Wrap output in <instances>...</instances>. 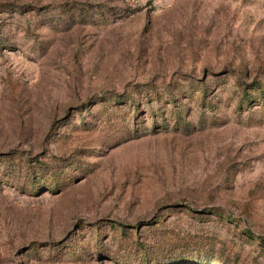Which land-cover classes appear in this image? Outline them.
Returning <instances> with one entry per match:
<instances>
[{"label":"rangeland","instance_id":"rangeland-1","mask_svg":"<svg viewBox=\"0 0 264 264\" xmlns=\"http://www.w3.org/2000/svg\"><path fill=\"white\" fill-rule=\"evenodd\" d=\"M256 82L264 0H0V264H264Z\"/></svg>","mask_w":264,"mask_h":264},{"label":"trees","instance_id":"trees-1","mask_svg":"<svg viewBox=\"0 0 264 264\" xmlns=\"http://www.w3.org/2000/svg\"><path fill=\"white\" fill-rule=\"evenodd\" d=\"M240 86L243 87V91H246V85L241 84ZM252 87V92L255 93V98L252 97L251 94L248 95V101H250L251 99H255V101L253 100V102H258L259 104H263L264 105V85L256 82L253 85H251Z\"/></svg>","mask_w":264,"mask_h":264}]
</instances>
